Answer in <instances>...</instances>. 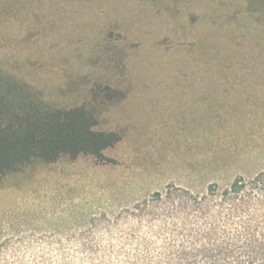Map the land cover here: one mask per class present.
Masks as SVG:
<instances>
[{
	"label": "rangeland",
	"instance_id": "1",
	"mask_svg": "<svg viewBox=\"0 0 264 264\" xmlns=\"http://www.w3.org/2000/svg\"><path fill=\"white\" fill-rule=\"evenodd\" d=\"M0 64L121 135L0 180V264H171L168 189L264 170V0H0Z\"/></svg>",
	"mask_w": 264,
	"mask_h": 264
},
{
	"label": "trees",
	"instance_id": "2",
	"mask_svg": "<svg viewBox=\"0 0 264 264\" xmlns=\"http://www.w3.org/2000/svg\"><path fill=\"white\" fill-rule=\"evenodd\" d=\"M97 125L94 107L53 104L0 64V180L63 157L105 162L104 150L121 135ZM164 198L172 219L181 221L170 230L182 238L165 244L169 263L264 264V170L237 175L222 188L211 182L203 193L171 186Z\"/></svg>",
	"mask_w": 264,
	"mask_h": 264
}]
</instances>
